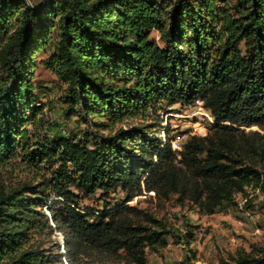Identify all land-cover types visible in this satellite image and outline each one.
I'll return each mask as SVG.
<instances>
[{"label":"trees","instance_id":"trees-1","mask_svg":"<svg viewBox=\"0 0 264 264\" xmlns=\"http://www.w3.org/2000/svg\"><path fill=\"white\" fill-rule=\"evenodd\" d=\"M228 5L0 0V169L43 173L38 183L0 182V264H148L172 232L130 206L135 198L175 197L210 216L237 207L238 195H264V0ZM39 64L65 86L67 117L86 124L82 135L30 134L43 112ZM197 103L215 120L205 137L175 151L169 127L164 140L150 133L160 111ZM131 120L140 123L113 131ZM117 190L126 197L110 211L80 206ZM54 233L63 247L42 248ZM221 264H264V251Z\"/></svg>","mask_w":264,"mask_h":264},{"label":"rangeland","instance_id":"rangeland-1","mask_svg":"<svg viewBox=\"0 0 264 264\" xmlns=\"http://www.w3.org/2000/svg\"><path fill=\"white\" fill-rule=\"evenodd\" d=\"M221 1V0H219ZM236 0H228V6H233ZM220 8H225L223 4ZM153 37L158 39L154 33ZM48 53L38 55V61L46 60ZM34 84L36 93V106H42L43 112L38 116L34 124L28 125L30 134L34 137L56 135H82L86 130V124L77 118L67 117V106L64 103L65 86L50 70L43 65H38L34 72ZM203 105L173 108L160 111L150 133L161 139H165V130L169 127V136L172 137V145L182 146L189 136L204 137L210 131L211 122L205 117ZM173 110V111H170ZM28 116L30 114L28 113ZM156 119V118H155ZM139 120H131L119 128L131 129L139 124ZM152 125V122H151ZM201 130H203L201 132ZM256 130V128H253ZM95 132V130H93ZM111 131H105L109 135ZM43 173L32 172L22 166L0 169V182L6 184H18L23 182L38 183ZM102 192H97L91 197H81L80 206L83 210L98 213L102 210L110 211L125 200L122 190L110 192L102 197ZM248 200V202H247ZM237 196L238 206L219 209L214 215H204L199 210L186 203L181 206L176 203V198L157 199L150 196H140L129 202L130 206L152 213L158 220L165 224L166 229L172 232L169 237V245L157 252L148 251V264H221L223 260H229L240 251L259 254L264 251V195L254 192L248 199ZM192 232V237H185ZM180 237L178 238L177 236ZM53 244L63 247V237L54 233L51 239L42 244V248L49 249ZM52 248V247H51ZM37 264H46L38 262Z\"/></svg>","mask_w":264,"mask_h":264},{"label":"built area","instance_id":"built-area-1","mask_svg":"<svg viewBox=\"0 0 264 264\" xmlns=\"http://www.w3.org/2000/svg\"><path fill=\"white\" fill-rule=\"evenodd\" d=\"M203 110H205L206 112H204V115H205V117H207L208 119H209V121L211 122V124H214L215 123V120H214V118L212 117V115H211V113L208 111V110H206V109H204V108H202ZM205 137V136H204ZM175 151H181V149H182V146H177V145H174V148H173Z\"/></svg>","mask_w":264,"mask_h":264},{"label":"water","instance_id":"water-1","mask_svg":"<svg viewBox=\"0 0 264 264\" xmlns=\"http://www.w3.org/2000/svg\"><path fill=\"white\" fill-rule=\"evenodd\" d=\"M63 245H64V241H63Z\"/></svg>","mask_w":264,"mask_h":264}]
</instances>
